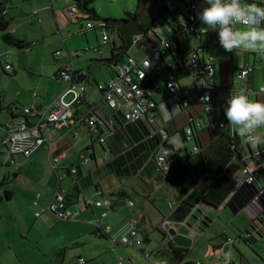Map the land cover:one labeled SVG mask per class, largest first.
<instances>
[{
  "label": "crops",
  "instance_id": "crops-1",
  "mask_svg": "<svg viewBox=\"0 0 264 264\" xmlns=\"http://www.w3.org/2000/svg\"><path fill=\"white\" fill-rule=\"evenodd\" d=\"M193 2L197 4V13L207 7L204 0ZM74 5V0H10L5 7L10 20L8 31L32 46L27 50H18L5 44L6 47L0 46L2 53H5L0 60L7 57L9 62V53L14 55L12 50L19 51L16 58L22 59V62L18 67L13 66V75L27 73L29 76L18 95L12 94L9 99L0 96V115L6 107L9 114L8 120L1 126L4 132L9 123L23 115L24 109H31V114L26 115V118L28 122L35 123L60 99L68 84L54 79V76L62 70L73 67L74 84L77 89L84 91L83 104L73 109V124L68 129L51 132L52 155L61 156L56 166L51 162L46 148H41L29 157L17 156L15 163L11 160L9 162L16 167L15 179L24 177L23 173L27 169L31 172L38 169L41 172H35V182L45 180L38 205L32 203L35 209L32 236H22L27 240L29 248L30 257H27V261L31 264H66L68 259L77 257L75 264L81 258L87 261L86 264H119L120 258L133 264H176L170 255L176 249L187 251L183 263L223 264L228 261L224 264H264V202L261 206L259 201L254 204L251 200L252 196H259L254 186L262 189L259 190L260 194L264 189V126L255 131V135L261 137L258 143L253 144L243 138L237 148L233 162L241 170L234 177L237 190L231 199L219 209H214L215 214L206 213L207 221L204 217H196L200 209L213 211L206 209L205 207H209L203 204L195 206L182 222L170 220L172 210L178 205L175 195L176 193L180 197L178 188L186 189L187 184L192 185L204 172L202 154L195 157L192 155L196 142L185 141L182 131L193 127L199 135V143L203 145L204 152L206 145L210 143L211 131L218 133L220 130L217 120L219 114L225 113L230 94L251 93V100L264 102V94L259 91L264 85V52L234 50L240 52L238 57L233 52L226 55L217 40V32L209 28L211 32L204 36L205 44L199 57L202 60L213 57L215 60L210 105L201 103L197 95L191 98L188 108L176 104L166 87L170 74L168 71L162 72L153 76L156 81L152 97L158 104L152 121L143 117L141 121L125 125L122 114L116 115L114 128L102 129L100 131L103 132H98L102 134H96L82 121V117L92 107L96 108L103 119L115 116L103 101L97 85L115 79L116 67L110 65L109 75L97 80L90 64L92 59L73 60L68 39L75 37L77 27L72 25L78 24L85 35L91 30L87 28L90 22H87V16L83 13L75 23H71L67 10ZM146 9L147 0H143V6H138L137 11L141 14ZM103 17L111 19L113 16ZM137 24L143 26L140 21ZM199 26L208 28L200 21ZM94 28L93 25L92 29ZM166 33L170 35L174 32L167 27ZM105 35L107 34H103V43L109 47L98 51L99 60L111 57V42L119 44L118 38H110L105 43ZM179 41L183 53L194 47L189 35H182ZM135 45L136 49L132 50ZM133 47L129 55L137 60H141L149 52L146 40L136 42ZM228 57L231 59L228 60ZM242 65L253 68V72L245 80L238 79ZM86 67L89 68L88 71ZM186 69L176 76L182 88L192 87L194 84L193 75ZM71 98L68 95L66 100ZM6 100L7 104H4ZM197 124L202 128L197 130ZM163 130L167 133L165 137L162 135ZM176 135L181 137L182 142ZM105 136L107 143L101 144L98 138ZM91 147L94 150L87 151ZM174 153L179 158L192 156L183 173L179 172ZM157 154L170 161L177 173L173 180H167L158 169L154 158ZM83 156L90 160L80 166L77 174H72L70 170L81 163ZM250 172L254 173L255 178L252 184L246 181ZM0 179H5L8 183L10 180L6 176ZM59 188L66 191L68 209L78 213L75 220H61L47 210ZM100 202L101 205L98 206L97 203ZM37 212L41 216L36 217ZM192 219H195L194 224H190ZM166 223L169 224L168 229H165ZM134 228L144 241V246L138 249L123 243V239ZM169 229L190 238L191 246L177 245L170 236ZM51 232L56 236V242L46 241V235ZM248 233L252 237L250 243L247 241ZM14 248L13 237L2 241L0 233V264H10L11 258H6ZM144 248L151 251L150 259L143 255ZM69 251L73 252L69 255ZM16 263L23 264L24 260L18 257Z\"/></svg>",
  "mask_w": 264,
  "mask_h": 264
},
{
  "label": "built area",
  "instance_id": "built-area-1",
  "mask_svg": "<svg viewBox=\"0 0 264 264\" xmlns=\"http://www.w3.org/2000/svg\"><path fill=\"white\" fill-rule=\"evenodd\" d=\"M256 2L264 5V0H246L247 3ZM197 4L192 3L189 7L182 10L180 17L176 16V11L172 9V4L167 1L164 4V10L154 21L151 30L148 33V37L151 40L138 37L136 42L146 40L149 43V52L141 60H137L135 57L130 56L126 61L116 67V78L109 81L106 84H98L97 89L102 95L103 101L108 105L113 114L118 115L122 113L124 120L128 122H136L143 117L148 116L150 119H154L155 111L157 109V102L153 99L154 87L144 85L142 82L147 80L150 71H154L159 74L163 72V58L169 51H176L180 49L179 37L182 35H189L194 44L192 49H189L188 58V71L194 78V92L197 93L198 100L204 105H210L212 102V90L211 79L215 73V60L213 57L207 59H200L199 54L203 50L205 44L204 36L211 32V29L200 27L199 21L194 19L197 15ZM167 12H175L171 18L167 17L166 20L163 17ZM80 10L73 6L67 10V16L72 22L77 21L80 16ZM171 23L176 29L173 34L166 36L164 30ZM264 26V25H262ZM88 29L93 28L92 23L87 24ZM206 29V30H205ZM218 40V38H217ZM104 42H108L107 35L104 36ZM264 52V51H263ZM231 58L228 57V60ZM4 70L7 73L12 74L13 70L8 62V58L5 57ZM173 68H176L174 65ZM238 79L245 80L253 69L251 66L242 65L240 67ZM54 79L61 80L68 84L66 91L60 97V99L53 105H51L46 113L41 116L35 123L28 122L26 115L31 114V109H24L23 115L9 123L6 128V136L2 142V147H6L10 160L15 163V157L24 156L29 157L41 148H46L49 151L51 162L53 165H57L61 156H53V141L51 132L62 131L68 129L73 124V109L83 104L84 91L77 89L75 82V71L73 67H68L62 70L58 75L54 76ZM167 91L170 94L172 100L175 103H183L184 107L188 108V101H184L183 98L190 97L192 94L188 88H181L175 80H171L166 83ZM264 94V85L259 89ZM71 95L70 100H66V97ZM211 97L210 100H202V97ZM1 101V97H0ZM220 117V114H219ZM90 129L95 133H98L100 129H107L113 127L115 124L114 117L103 119L98 113L95 107L88 108L85 116L82 117ZM219 128H224V122L221 121L218 124ZM197 130L201 129V125L195 126ZM187 140H192L193 132L195 129L188 128L186 131ZM163 137L167 135L166 131H162ZM255 135V132L253 133ZM104 139H101L103 142ZM197 150V148H195ZM264 157V153L262 154ZM90 159L87 157H81L80 165L87 163ZM159 165L167 169V161L165 156H159ZM76 169L72 168L71 173H75ZM247 183L252 184L255 182L253 173L250 172ZM263 193V191H261ZM40 194L35 200L34 204L38 205V199ZM98 206L101 205L97 203ZM47 210L56 215L61 220H75L78 213L66 208L65 205V189L59 188L54 196L53 201L48 206ZM41 216L40 212L36 213V217ZM169 224L166 223L165 229H168ZM123 243L129 247L141 248L144 246V241L139 237L137 230L134 228L130 231L129 235L123 239ZM143 255L150 259L151 251L147 248L143 249ZM225 261L224 263H227ZM87 261L84 258L79 259L78 264H86ZM223 263V264H224ZM119 264H133L125 259L120 258ZM161 264H166L161 263ZM215 264H221L216 262Z\"/></svg>",
  "mask_w": 264,
  "mask_h": 264
},
{
  "label": "trees",
  "instance_id": "trees-1",
  "mask_svg": "<svg viewBox=\"0 0 264 264\" xmlns=\"http://www.w3.org/2000/svg\"><path fill=\"white\" fill-rule=\"evenodd\" d=\"M194 1H197V0H194ZM9 2L10 0H0V32L2 34L1 39L3 43L8 47H13L18 50H27L31 48L32 46L31 43L19 40L14 34L8 31L9 26H10V20L7 17L5 7ZM94 2L95 0H74V4H75L74 6L80 10V14L83 13L87 16V20H102L104 22V25L101 28L103 30L108 31L110 35L116 34L119 39V44L115 42L112 44L111 57L108 59H104V60L103 59L98 60L101 64L109 66V67L110 65L117 67L123 64L126 61V59L130 57L129 52L131 48L133 47V45L136 43V39L138 37H142L143 39H147L148 41L151 42V40L148 37V33L151 30V28H148V30L143 34L137 35L132 38H127L123 29L120 27V25L127 24L132 21L136 23L137 21H140L141 23H143L138 17V15H141L143 13L140 14L138 11H136L135 13L129 12V13H126L127 16L125 18H121V19H114V18L101 19L99 15L97 14L96 10L92 6ZM142 2L143 0H139V5H138L139 8L142 6ZM166 2L167 1L165 0V3ZM251 3H256V2L253 1ZM190 4H192V2L189 4H186V7H189ZM256 4H258L261 7H264V5L262 4H259V3H256ZM177 11L183 14L182 10L177 9ZM173 14H175V12H167L166 15H164L163 17L166 20L167 17L171 18ZM69 20L71 21L70 18ZM75 22L71 21V23H75ZM168 28L171 29L173 32H175L176 30L171 23H169ZM164 34L168 36L166 33V30H164ZM107 38L108 40H110L109 35H107ZM189 51L190 50H187V53H183L181 49L176 50V51H169L168 54L163 58L162 60L163 65H164L163 72L168 71V73L170 74L169 76L167 75L168 79L166 80V83L171 80H175L178 83V81L176 80V76L179 73L183 72L184 70H187L186 68H188ZM173 65L176 68H173L172 67ZM13 73L14 72H12V74L10 73H7V74L13 75ZM154 75H157V73H155L154 71H150L147 80H144L142 83L145 85V83L147 82L148 86H153L154 82L156 81L153 78ZM194 86L195 85L193 84L192 87H184V88L190 89L192 92L189 98L188 97L183 98L184 101L186 102L188 101L189 106L191 104V98L197 95V93L194 92L195 91ZM178 105L184 107V104L182 102L178 103ZM121 114L122 113H119L118 115H121ZM115 117L116 115L114 116V120H115ZM146 117L149 118L148 116ZM122 118L124 120L123 115H122ZM141 120L142 119L138 121H141ZM149 120L152 121V119L150 118ZM221 121L224 122V125H225L224 128H220L218 133L211 131L210 143L206 145L204 152H203V145L199 143V138H198L199 135L196 132H193L192 140L196 142L197 150H194L192 152V155L193 157H195L199 154H202L204 172L202 175H200L197 179H195L192 182V185L187 184L186 189L178 188V192L180 193L181 198L177 196V194L175 193L176 202L178 203V205L175 209L172 210L171 215H170V220L174 222L184 221L191 214L195 206H197L198 204H203L213 209H219L225 203H227L229 199H231V197L237 190V185H236L234 177L235 175L239 173L241 169L238 165H236L233 162V159L235 158V155L237 154V148L241 145L243 138H246V136L242 137L238 133V131H233L228 126V121L225 117V114L220 115V117L217 120V123L219 124ZM124 123L125 125H129L135 122H128L124 120ZM211 127L212 125L209 126L210 130H211ZM192 129L194 128L192 127ZM100 132H103V131H100ZM96 134H102V133H96ZM181 134L183 138L185 139V141H187L186 132L182 131ZM106 138L107 137L105 136V137H99L98 139L101 144H104V143L106 144L107 143ZM101 139H104V141L101 142ZM90 150L93 151L94 147L87 149V151H90ZM173 155H175V159L178 162L179 172L183 173L184 169L188 167V164H189L188 161L191 159L192 156H185L184 158H179L177 156V153H174ZM159 156L160 155L157 154V156L154 157L158 169L160 170L161 173H163L166 176L167 180L168 179L173 180L174 176L177 173L174 172V169L173 167H171V163L167 157H165L167 161V169H164L163 166H160L158 162ZM80 166L81 165L79 162L78 165L73 167L76 169V172L74 174L78 173L79 169L81 168ZM7 184L8 182L5 179H0V188L6 186ZM254 190L259 196L258 198H254L252 196L251 200L253 201L254 204L255 202L257 203V201H259L261 203L260 205L262 206V202H264V189H263V193L261 194L259 190H262V189H259L258 187L254 186ZM6 197L8 200H10L12 198V194L10 192H6ZM67 200L68 198L66 197V191H65L66 208H68ZM2 202H3V198L2 196H0V204ZM247 236H248L247 241L250 243L252 239L250 233H248ZM186 252L187 251L182 252L176 249L172 250V252L170 253L171 260L175 262L176 264H194L192 262L183 263L184 259L186 258L184 257Z\"/></svg>",
  "mask_w": 264,
  "mask_h": 264
},
{
  "label": "rangeland",
  "instance_id": "rangeland-1",
  "mask_svg": "<svg viewBox=\"0 0 264 264\" xmlns=\"http://www.w3.org/2000/svg\"><path fill=\"white\" fill-rule=\"evenodd\" d=\"M172 4V9L176 11V16L180 17L181 13L177 11V9L184 10L186 4L193 2L194 0H166ZM26 4V2H24ZM203 3V1H202ZM139 0H95L93 3V8L96 10L97 14L101 19H104L103 16H113L111 18H124L126 17V13H135L138 10ZM203 5V4H202ZM143 6V2H142ZM24 17L28 18L27 15ZM92 23L95 28L88 31L85 35L84 31H81V27L76 25H72L77 27V31L75 32V37L68 39V44L71 52V57H73L74 61L81 60L83 58H90L91 68L95 71V77L97 80L106 78L109 75L110 68L109 66L100 64L95 60L100 59V50L109 47V45H105L103 43V34H107L110 38L117 39L118 37L116 34H111L108 31L102 32V21L101 20H87V22ZM243 27V26H238ZM1 32H0V46L4 45L1 40ZM192 42V40H191ZM113 44L112 42L110 43ZM4 47H6L4 45ZM137 45H135L133 49H136ZM14 51V55L9 53V63L12 67L20 66L22 59L18 60L17 53L18 50ZM0 49V57L4 55ZM75 54H74V53ZM232 52H226V55H230ZM235 57H238L240 54L239 51H233ZM66 55V54H65ZM22 58V56H21ZM5 58L3 57L0 60V96L3 98L9 99L12 94H17L24 88V83L28 81V74L19 75H9L4 71V64ZM97 63V64H96ZM47 69V67H46ZM87 71L89 70L86 67ZM18 72V69H16ZM26 75V76H25ZM17 77L15 81L14 78ZM52 78V76H51ZM25 79V80H24ZM25 81V82H24ZM4 104H7V100ZM7 106V105H6ZM9 118L7 107L2 111L0 115V178L6 176L9 177V183L0 188V196L3 198V202L0 204V233L2 241L8 238L10 240L13 237V242H15V248L10 252L8 257L11 258L10 264H19L16 263V260L19 258L24 260L23 264H31L30 261H27V257L29 255V248L27 247V240L23 239L27 235L32 236L31 226H33L34 221V211L33 204L36 200L35 197L38 195H42L44 188L42 185L45 184V180L41 183H36L34 180V175L36 171L41 172V170L36 169L35 171H30L27 169L24 171L23 176L18 179L14 178V174L17 173L16 167L10 165V159L8 155V151L6 147H2V142L6 136V132H4L3 128L1 127L4 125ZM204 124V122H203ZM177 139L182 142V139L179 135H176ZM9 163L7 165V163ZM44 175V174H43ZM43 178V177H42ZM6 192H10L12 194V198L10 200L6 197ZM38 193V194H37ZM35 199V200H34ZM39 200V199H38ZM33 203V204H32ZM213 211H205L200 209L196 213V217L202 218L206 220L205 214H215L213 208H207ZM207 221V220H206ZM238 221V220H237ZM195 219H192L190 224H194ZM197 225V224H196ZM158 237L162 239L160 233L156 231ZM36 234V233H35ZM34 234V236H35ZM56 236L52 234V232L46 235V241L50 240L51 242L55 241ZM56 242V241H55ZM73 251H69V255ZM71 258V257H70ZM154 259V258H153ZM5 260V262H6ZM78 260L77 257L68 259L65 263L66 264H75ZM44 264V262L39 263ZM57 264V263H56ZM60 264V263H59Z\"/></svg>",
  "mask_w": 264,
  "mask_h": 264
},
{
  "label": "clouds",
  "instance_id": "clouds-1",
  "mask_svg": "<svg viewBox=\"0 0 264 264\" xmlns=\"http://www.w3.org/2000/svg\"><path fill=\"white\" fill-rule=\"evenodd\" d=\"M204 3L207 7L194 19L217 32L219 45L225 52L264 51V7L246 0H204ZM251 95L230 94L224 114L233 131L256 144L261 137L253 133L264 126V102L251 100ZM201 99L210 100L211 97Z\"/></svg>",
  "mask_w": 264,
  "mask_h": 264
},
{
  "label": "water",
  "instance_id": "water-1",
  "mask_svg": "<svg viewBox=\"0 0 264 264\" xmlns=\"http://www.w3.org/2000/svg\"><path fill=\"white\" fill-rule=\"evenodd\" d=\"M164 1L165 0H147L146 11L143 14L138 15L139 19L143 22V26L138 25L134 21L120 25L127 38L143 34L148 28H151L155 19L160 14L162 7H164ZM169 234L177 245L183 247L191 246V239L178 234L176 230L169 229Z\"/></svg>",
  "mask_w": 264,
  "mask_h": 264
},
{
  "label": "flooded vegetation",
  "instance_id": "flooded-vegetation-1",
  "mask_svg": "<svg viewBox=\"0 0 264 264\" xmlns=\"http://www.w3.org/2000/svg\"><path fill=\"white\" fill-rule=\"evenodd\" d=\"M164 10V7H162L161 12Z\"/></svg>",
  "mask_w": 264,
  "mask_h": 264
}]
</instances>
